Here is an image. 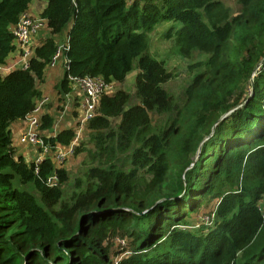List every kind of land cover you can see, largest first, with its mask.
<instances>
[{
  "label": "trees",
  "instance_id": "obj_1",
  "mask_svg": "<svg viewBox=\"0 0 264 264\" xmlns=\"http://www.w3.org/2000/svg\"><path fill=\"white\" fill-rule=\"evenodd\" d=\"M33 1L0 0L2 66ZM43 1L49 34L35 41L28 67L0 74V264H264V0H238L231 17L221 15L224 0ZM163 22L173 24L166 34L177 52L208 58L180 103L149 50ZM70 24L58 94L84 76L107 88L77 133L43 136L56 118L41 116L52 150L36 168L18 155L12 125L39 106L56 37ZM134 69L135 93L109 90ZM73 143L58 162L57 147ZM81 153L70 190L67 159ZM30 183L39 199L22 188ZM212 202L206 231L183 227Z\"/></svg>",
  "mask_w": 264,
  "mask_h": 264
},
{
  "label": "rangeland",
  "instance_id": "obj_2",
  "mask_svg": "<svg viewBox=\"0 0 264 264\" xmlns=\"http://www.w3.org/2000/svg\"><path fill=\"white\" fill-rule=\"evenodd\" d=\"M225 4V10L220 11L221 15L222 13H225L229 17L234 16L238 14L241 10V3L238 2V0H224ZM31 15V14H30ZM31 17L36 20L37 22H40V19L35 18L31 15ZM173 24H170L168 22H163L161 25H159L153 32L149 33V39H150V53L159 61H163L164 66L167 70V72L170 73V80H168L166 83H164L165 88L174 95V97L181 102V94L183 91L184 86L188 85L190 82L193 80V76L196 74L201 73L205 66L202 64L204 61H207V55L204 54L203 52L200 51H193L190 53L189 56L181 55L179 52L176 51V43L174 37H168L166 34V31L172 26ZM43 27H40L36 33L33 35V41L35 42V38L37 35H39V32L43 30ZM173 33V32H172ZM65 43L63 41L61 46ZM22 55L20 53V57L14 59L13 64L14 67L17 66L19 67L22 64ZM65 61V60H64ZM60 62V61H59ZM21 63V64H20ZM137 64V63H136ZM202 65V66H201ZM0 72H4L0 70ZM139 72V70L134 69L132 72H130L126 76V81L122 85H116L113 86L111 85L109 90L114 91L115 89H125L127 92L130 93H135L136 92V75ZM61 79L64 77V72L63 69L61 70ZM52 79V78H51ZM53 80V79H52ZM58 81V79H57ZM56 83V82H55ZM58 91V86L56 85H51L50 89L54 88ZM251 89H249V92ZM48 94V93H46ZM56 94V92H55ZM48 96V95H45ZM45 96H43L40 100H45ZM58 98V96H57ZM73 102V101H72ZM48 108L52 106L51 104H46ZM62 106V104L60 105ZM71 106V104H70ZM56 107H59V104L56 102ZM56 108V109H57ZM70 107L67 106L65 111L67 113L65 114V111L62 113L56 112L55 116L57 117V125L56 128H61L62 124L64 123L65 120L67 122H72V125L75 123V119L78 117L76 113H72L71 110H69ZM70 113V114H69ZM154 118L160 119L158 115L152 114ZM166 115V114H165ZM60 119H59V118ZM79 121V120H78ZM58 126V127H57ZM41 133L43 136H45L48 131H43L41 130ZM84 136L87 138L86 131ZM23 144V143H22ZM87 145V144H86ZM87 148H92V145L88 144ZM37 154V153H36ZM85 153L79 154V157H70L71 159H67L66 167L69 168L68 170L70 171V179L71 182L69 185L67 184V188L70 190L73 189V186H71L74 182V177H76L79 173V168L82 167V163L86 160V156H84ZM37 157V155H36ZM34 157V158H36ZM23 189L30 191L33 193L38 199H39V194L37 192V189L34 184L30 183L26 187H22ZM218 202V199L215 200L214 202ZM210 203L209 205L205 204V206H202V208L198 212H193L190 215H188V223L184 225L183 227L190 228L193 231H198L202 227H204V230H207V224L210 223L212 224L214 222V211L216 207V203ZM263 207V206H262ZM121 247L124 248L126 242H120ZM120 250V248H119ZM114 260H116L118 257L113 256Z\"/></svg>",
  "mask_w": 264,
  "mask_h": 264
},
{
  "label": "built area",
  "instance_id": "obj_3",
  "mask_svg": "<svg viewBox=\"0 0 264 264\" xmlns=\"http://www.w3.org/2000/svg\"><path fill=\"white\" fill-rule=\"evenodd\" d=\"M45 21L40 19V22L34 20L30 14L25 13L18 22V25L14 27L13 34L15 35V41L18 45V49L22 55L23 60L20 68L28 67L29 60L33 55L35 49V42L33 41V35L36 31L43 26ZM68 49L67 43L60 45L59 50L52 59V65H56L59 59L63 56V52ZM74 83L79 86L82 92V98L80 101V111L77 119L80 123V130L90 122L96 112L99 105V98L101 93L106 87V82L99 77L84 76V78H74ZM111 85H109L110 88ZM45 103V100H42ZM40 107H37L34 114L30 115L25 120V130L21 135L20 141L23 144H31L38 152V156L33 159L36 164V168L45 159L48 153L52 150L51 145L43 140L40 136L41 121L38 116ZM74 151V143L70 148H64L58 146L56 150L55 159L58 162H63L69 152ZM214 215V214H213ZM215 216V215H214Z\"/></svg>",
  "mask_w": 264,
  "mask_h": 264
},
{
  "label": "crops",
  "instance_id": "obj_4",
  "mask_svg": "<svg viewBox=\"0 0 264 264\" xmlns=\"http://www.w3.org/2000/svg\"><path fill=\"white\" fill-rule=\"evenodd\" d=\"M46 6H47V2H45L43 0L42 1L34 0L32 2L29 13L33 17L40 19V14ZM43 25H44L43 30L40 31L39 35L36 36V38L34 39L35 41H37L39 38H42L43 36H46L49 34V29L47 28L46 22H44ZM70 28H71V24L68 27H66V29L63 31V33L61 35L56 37L59 44H62L63 41H65V43L68 42L67 38H68V32H69ZM18 55L20 57L19 49H17L14 53H12L10 55L8 61L6 62V64L4 66L0 65V70L4 71V72H0V74L5 75L6 73L10 72L11 70H14L16 68H20V66L14 67V64H13L14 59H16L18 57ZM64 60H65V57L62 56L59 59L60 62H58L56 65H51L48 68L47 73H46L45 84L41 86L43 96H45V95H48V96H45V98H44L45 103H43V101L39 102L38 107H40V110L38 111V116L41 118V116L44 115L45 113H49L53 117L56 118L55 119L56 124L54 125V128L51 131H48L49 133L46 134L47 136H55L56 134L59 133V131L64 130L66 127L73 128L74 130H76V133L80 129V123H79L77 118L75 119L74 125H72V122H70V121L67 122V120H65L64 123H61L62 124L61 128H58V129L56 128V125H57V117L55 116L56 112L58 111V113H62L65 111L67 106H69L70 107L69 110H71L72 113L74 112L77 115H79V111H80L79 106H80V101H81L79 99L82 98L81 89L75 83L73 84V90L69 95L68 94L59 95L58 94L59 91H57L55 89V87L50 89L51 85H56V87H57V85L62 80L60 77L61 70L63 69V72L65 73V69L67 67L66 61H64ZM57 79H58V81H57ZM55 92H56V94H55ZM46 93H48V94H46ZM57 96H58V98H57ZM75 100H78L77 104H75ZM56 102L59 104L58 108L56 107ZM51 103H52V106H50V108H48L46 104H51ZM61 104L63 105L62 107L64 110H60V109H62V107L60 106ZM70 104H71V106H70ZM66 113H67V111H65V114ZM25 127H26L25 121H18V122L13 123V125H12L13 141H14V145L17 149L18 155L23 156L25 158V161L32 162L34 157H36V155L38 156V152L36 151V149L34 148L33 145L22 144V142L20 141L21 135L24 132Z\"/></svg>",
  "mask_w": 264,
  "mask_h": 264
},
{
  "label": "water",
  "instance_id": "obj_5",
  "mask_svg": "<svg viewBox=\"0 0 264 264\" xmlns=\"http://www.w3.org/2000/svg\"><path fill=\"white\" fill-rule=\"evenodd\" d=\"M66 61V64H67V66H68V64H69V61H67V60H65ZM227 115V113L226 114H224L223 115V117H225ZM223 119V118H222Z\"/></svg>",
  "mask_w": 264,
  "mask_h": 264
}]
</instances>
